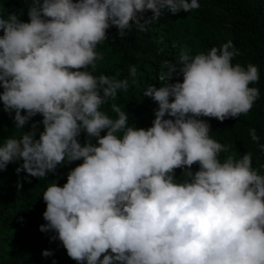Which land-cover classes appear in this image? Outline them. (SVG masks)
Here are the masks:
<instances>
[{"label": "clouds", "instance_id": "obj_1", "mask_svg": "<svg viewBox=\"0 0 264 264\" xmlns=\"http://www.w3.org/2000/svg\"><path fill=\"white\" fill-rule=\"evenodd\" d=\"M200 7V0H29L27 21L23 10L0 16V101L22 130L0 144V170L22 160L18 174L42 178L82 160L63 186L53 180L43 191L40 226L78 264H264V172L252 152L221 158L225 145L201 118L248 113L261 94L252 86L259 66L233 63L240 51L232 40L194 55L183 48L165 62L162 83L143 92L158 104L148 128L129 125L114 102L136 66L123 79L95 74L110 27L123 36L146 30L165 9ZM110 101L115 117L104 110ZM37 114L42 120L24 131ZM249 134L264 151L257 130Z\"/></svg>", "mask_w": 264, "mask_h": 264}, {"label": "trees", "instance_id": "obj_2", "mask_svg": "<svg viewBox=\"0 0 264 264\" xmlns=\"http://www.w3.org/2000/svg\"><path fill=\"white\" fill-rule=\"evenodd\" d=\"M28 3L29 0H0V16L23 10L21 19L27 21ZM200 4L199 9L191 12L173 14L165 9L144 31L133 27L121 36L116 26L110 27L108 38L97 46L103 59L97 61L95 74L123 79L129 77V66H136L137 73L129 78V88L119 90L114 102L129 114V125L148 128L155 119L154 110L158 104L143 92L149 84L162 83L159 74L166 70L165 62L177 61L185 47L194 55L232 40L240 51L233 63L259 66L260 79L252 86L260 89V97L248 113L239 117L224 121L214 117L201 118L210 122V136L225 145L221 158H238L252 152L254 166L264 172V151L249 134V129L255 128L261 137L260 143H264V0H200ZM151 15L150 11L146 13L148 17ZM111 103L105 105L104 110L115 117ZM14 115V111L6 112L0 101V144L7 137L22 133L21 129H16ZM39 120L42 116L37 114L24 126V131L30 130L31 124ZM39 130H43L42 124ZM85 139L86 133H82L81 142ZM22 163V160L16 161L0 170V264H53V261L55 264H78L68 256L59 239H50L55 233L42 232L40 226L47 223L43 217L46 210L43 191L53 180L63 186L69 170L82 160L58 166L55 173L42 178L32 177L26 171L18 174L16 168ZM198 168V164L192 166L194 171ZM176 176L183 179L186 174L182 169H176ZM46 249L53 255L43 256Z\"/></svg>", "mask_w": 264, "mask_h": 264}, {"label": "bare ground", "instance_id": "obj_3", "mask_svg": "<svg viewBox=\"0 0 264 264\" xmlns=\"http://www.w3.org/2000/svg\"><path fill=\"white\" fill-rule=\"evenodd\" d=\"M239 19V18H238ZM236 20V19H235Z\"/></svg>", "mask_w": 264, "mask_h": 264}]
</instances>
